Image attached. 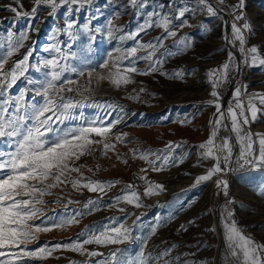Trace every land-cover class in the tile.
Instances as JSON below:
<instances>
[{
  "label": "rangeland",
  "instance_id": "rangeland-1",
  "mask_svg": "<svg viewBox=\"0 0 264 264\" xmlns=\"http://www.w3.org/2000/svg\"><path fill=\"white\" fill-rule=\"evenodd\" d=\"M208 2L217 9V16L198 6L197 0H137L135 4L132 0H90L84 4L59 6L54 13L50 6L40 5L34 16L31 15L34 0H19L18 3L17 0H0V43L5 45L0 48V53L6 54L8 33L11 32L14 38L27 35L23 47L9 58L5 68H11L15 61L31 53L27 71L8 90V94L17 96L25 90L29 101L35 95L33 89L36 87L29 80L43 79V72L47 69L43 68L42 61L55 55L53 45L69 53L68 62L73 66H81L82 63L98 66L108 59L109 53L118 55L117 48L137 47L138 57L146 55L150 49H140L139 45H159L157 38L164 36V29L157 27L156 23L163 17L171 20L170 29L177 33L175 37L165 38L163 47H157L155 58L163 61L158 66L159 71L148 75L130 74L133 82L119 88L106 80L97 84L96 73H93L92 91L85 92L84 96L87 104L98 103L105 107L85 106L76 109V115L82 111L84 120L98 115L105 117L106 122L119 119L120 123L113 128L114 135L109 141L115 143L116 149L105 155L102 147L97 146L92 155H85L75 162L77 166L84 165L81 168L83 176L71 175L82 182L119 183H113L104 192H89L84 188L76 191L68 183L53 189L52 195L44 197L47 201L43 206L44 214L36 223L44 221L50 225L75 216L77 212L83 215L76 217L79 221L76 224L38 233L37 239L28 245L29 250L53 248L56 244H68L78 239L82 241L86 237L79 234L86 227L98 232L104 225L116 227L122 223L130 230V238L124 243L85 247L103 252L105 256L116 248L122 249L129 257H136L141 251L146 256L150 253L152 257L169 251V256L162 257L158 264H164L165 260L172 261V264H227L222 213L229 200L233 202L227 207L233 212L238 227L257 244H264V167L241 166L242 162H236L240 149L234 133L225 128L218 133L217 143L221 137H229L233 146L230 163H221L224 171L210 181L195 182L197 176L206 174L214 164L211 158L201 160L198 148L208 138L211 131L209 122L214 120L216 113L215 107L207 103L214 99L209 70L219 69L227 61L228 52L234 53L227 81L216 89L223 110L230 104L234 105L233 93L237 87H241L245 103L248 94L264 93V66L245 63L238 44L234 47L224 39L225 35L231 38L233 6L239 0H224L223 4L219 0ZM10 8H16L22 14L17 16ZM185 8L189 11L177 19ZM237 12H242L251 26L250 30L244 31L246 47H257L264 57V0H245L244 8ZM182 21L187 23L182 24ZM245 21L235 22L242 25ZM109 22L111 36L108 34ZM69 23H72V29H68ZM146 23L152 26L140 31ZM137 32L139 35L133 37L132 34ZM121 36L125 39L121 40ZM182 39L187 47L180 43ZM70 53H75V58ZM131 59L134 58L129 57L123 64L128 65ZM149 63L139 59L135 66L144 70ZM37 68L41 70L37 71ZM97 71L106 72L98 67ZM176 72H182L183 76L172 78ZM72 78L77 79L75 74ZM78 79L80 84L86 82V77ZM35 99L40 100V97ZM81 122L65 121L54 127L65 129ZM225 123L230 126V121ZM245 128L254 134V139H257L255 134L264 133V110L258 112L256 120L250 121ZM115 134L127 135L120 143L115 140ZM169 142L179 147H173L171 152L162 151ZM254 148L258 153V139ZM0 150L10 149L0 141ZM141 154H148V159H141ZM165 155L169 162L163 170L152 171L148 161H155L160 166L164 164ZM182 156L187 157L183 163L180 162ZM125 160L127 163L123 162ZM141 176L147 179H141ZM217 180L227 181V197L222 188H217ZM148 182L163 185V190L144 195ZM129 184L139 194L141 207L123 201L116 203L115 197L125 194ZM70 200L73 202L69 203ZM88 200L98 201V210L91 214L85 207ZM121 208L125 211L121 212ZM103 258L61 248L53 251L46 260L30 261L29 264H95Z\"/></svg>",
  "mask_w": 264,
  "mask_h": 264
},
{
  "label": "snow or ice",
  "instance_id": "snow-or-ice-1",
  "mask_svg": "<svg viewBox=\"0 0 264 264\" xmlns=\"http://www.w3.org/2000/svg\"><path fill=\"white\" fill-rule=\"evenodd\" d=\"M19 0H17V3ZM90 0H34L35 7L31 10V15H35L40 5H48L52 9V13L62 5H74L77 3L84 4ZM137 0H132L135 4ZM220 4L224 0H219ZM245 0H239L237 5L233 6L234 20L231 23V38L227 35L224 39L227 43L234 47L238 44V50L244 58L245 63L251 66H264V57L260 55L259 49L255 46L246 47L245 30H250V24L245 21L242 12ZM198 6H202L212 16H217V9L208 2V0H197ZM15 12L17 16L22 13L16 8L9 9ZM189 9L185 8L179 12L177 19L184 17L185 12ZM51 14V13H50ZM29 15V13H23ZM235 21H245L242 25H238ZM187 21H182L186 24ZM227 23V22H225ZM109 36L112 35L111 22H109ZM171 20L167 17L161 18L156 23L157 27L164 29V36L158 37L159 45L152 43L139 45L140 49H150L144 56H137L138 48L132 47L127 50L115 49L118 55L108 54L98 66L82 63L81 66L71 65L69 53H65L58 45L52 46L55 52L50 59L42 61L44 69L42 80H29L30 84H35L33 89L35 95L32 100L26 99L25 90H21L19 95L13 96L8 94V90L16 84L17 80L24 76L28 68V58L31 53L25 55L22 60L15 61L11 68L6 69L5 65L9 58L23 47V41L27 39L26 34H21L18 38H14L13 34L8 33L6 42V54L0 53V141L5 142L10 149L9 151L0 150V264H29L30 261H43L50 257L53 251L57 249H68L88 257H104L95 261V264H158L162 257L169 256V251L152 257L149 253L147 256L143 251L136 257L124 255V251L120 248L112 250L107 256L103 252L89 250L85 245L95 244L97 246H108L122 244L129 237V228L124 224L116 227L108 225L102 226V230L93 231L86 227L80 236L86 238L80 241H73L68 244H56L53 248H39L29 250L28 245L37 239L40 232H48L54 228H64L79 221L77 216L83 215L77 212L75 216L62 219L59 223L53 222L50 225L37 220L43 216V206L47 203L45 196L52 195V190L60 188L65 183L79 191L81 188L87 189L89 192H104L106 188H111L113 183H102L99 181L88 180L82 182L80 178H74L71 174L77 173L83 176L81 168L84 165H76V161L85 155H92L97 146L102 147L103 154L108 151H115V143H111L110 138L114 135L113 128L120 123L119 119L106 122L105 117L96 116L93 119L84 120L83 112L76 115V109H83L85 106L103 108L104 105L93 103L87 104L85 92H91V84L93 81V73H96V82L108 81L113 87L119 88L122 85L132 83L130 74L136 73L140 75H148L152 72L159 71V65L163 63L161 59L155 58L157 47H163V40L167 37H175L177 33L170 29ZM151 24L141 26L140 31H144L145 27H151ZM68 29H72V23L67 25ZM87 29V26H85ZM71 36V32H69ZM139 35V32L132 36ZM75 39V37H73ZM121 40L125 37L121 36ZM181 44L185 47L188 45L182 39ZM5 47L0 43V48ZM173 53H169L172 55ZM75 58V53H70ZM129 60L128 65H124L123 61ZM139 59L149 61L147 69L140 70L135 64ZM234 53L229 51L227 61L223 63L219 69H211L208 72L210 82L213 88L211 96L214 99L207 101L216 109L214 120L210 121L211 131L208 138L198 145L201 150V160L213 159L214 164L208 168L206 174L196 177V184L210 181L213 176L224 171L221 163L228 165L233 155V146L229 137H221L217 143L218 133L221 128L228 129L236 136V142L239 144V154L237 163L251 165L252 167H264V133L255 134L258 139V153L254 148L257 139L254 134L247 131L245 126L250 121H255L257 113L264 110V93H253L247 95V102L242 98L241 87L234 90V105L230 104L226 110L222 109L219 102L220 96L216 89L227 81L232 62L234 61ZM97 67L106 72H98ZM37 68V71H40ZM67 74V75H66ZM75 74L77 79H73ZM166 74V73H161ZM182 72H176L172 78H180ZM81 77H86L84 84L79 83ZM246 90V86H243ZM143 91V89H141ZM74 93L75 95H69ZM40 97L36 100L35 97ZM77 97H81L77 99ZM261 106V107H258ZM107 107H113L107 105ZM108 115H111L110 113ZM81 120L79 125L60 129L54 127L57 124H63L65 121ZM225 121H230L226 124ZM127 134H115V140L123 143ZM100 139H96V138ZM173 145L169 142L162 151L171 152ZM119 159L120 157L117 156ZM141 159L147 160L148 154H141ZM186 156L180 158V162L186 159ZM157 159H160L157 156ZM164 164L157 166L155 161H148L152 166V171H161L163 166L169 162V157H163ZM127 163V161H123ZM91 171V169H89ZM141 171H146L142 169ZM141 179H147L141 176ZM217 188H222L223 194L228 196L227 181L217 180ZM130 190V191H129ZM156 190H163V185L151 184L145 188L144 195H152ZM125 194L116 196V203L121 201L127 204L141 207L140 196L135 191L134 186L129 184L124 190ZM59 202V201H57ZM73 201H69L72 203ZM233 201H227L224 212V240L227 245L226 261L227 264H264V244H257L251 237L245 235L238 227L233 219V212L227 207ZM85 207L89 209V213L98 210V201L88 200ZM121 212L125 209L121 208ZM115 222V221H113ZM193 223V222H190ZM183 227V225L181 226ZM215 229H212L214 231ZM153 234L155 228H153ZM179 261V257L175 258ZM164 264H172V261L165 260ZM190 264V262H185Z\"/></svg>",
  "mask_w": 264,
  "mask_h": 264
}]
</instances>
